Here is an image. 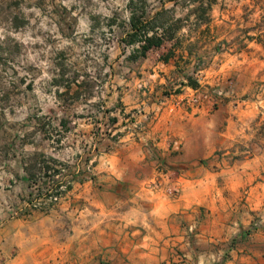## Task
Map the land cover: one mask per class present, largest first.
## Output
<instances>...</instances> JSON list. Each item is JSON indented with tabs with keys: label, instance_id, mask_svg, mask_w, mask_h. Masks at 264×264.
<instances>
[{
	"label": "crops",
	"instance_id": "1",
	"mask_svg": "<svg viewBox=\"0 0 264 264\" xmlns=\"http://www.w3.org/2000/svg\"><path fill=\"white\" fill-rule=\"evenodd\" d=\"M233 1L192 0L187 25L144 56L127 55L98 112V124L120 139L103 140L95 181L77 180L58 207L70 219L64 238L52 229L46 240V249L63 251L62 264H264V228L250 231L264 216V114L254 99L264 82V53H247L258 37L232 30L259 8L262 22L264 0ZM232 39L251 42L227 46ZM201 61L202 83H220L227 97L214 110H187L176 99ZM131 110L144 125L137 137L123 124V111ZM159 163L180 188L178 197L147 186ZM10 246L5 227L4 264H24L22 252L5 254Z\"/></svg>",
	"mask_w": 264,
	"mask_h": 264
},
{
	"label": "rangeland",
	"instance_id": "2",
	"mask_svg": "<svg viewBox=\"0 0 264 264\" xmlns=\"http://www.w3.org/2000/svg\"><path fill=\"white\" fill-rule=\"evenodd\" d=\"M191 4L192 0H0V230L7 228L9 258L22 252L24 264H62L58 254L63 251L45 247L54 236L52 229L64 238V228L70 224L58 208L66 197L45 209L25 206V212L15 216L12 211L22 207L24 200L38 198L65 175L73 173L81 180L76 171L82 162L107 149L100 144L111 137L107 127L98 124V112L103 111L112 84L119 81L115 75L124 74L128 66L132 46L121 39L131 7L147 9L149 17L162 11L161 19L175 22L189 12ZM247 15L245 24L232 30L237 37L246 32L258 37V47L237 39L227 46L249 45L247 53H264V32L259 34L264 27L262 9ZM261 83L254 99L263 115ZM213 86L224 90L220 83ZM225 97L226 92L220 101ZM62 119L67 121L65 126ZM62 168L66 171L56 177ZM262 228L264 216L255 217L250 231ZM6 258L1 250L0 264Z\"/></svg>",
	"mask_w": 264,
	"mask_h": 264
},
{
	"label": "built area",
	"instance_id": "3",
	"mask_svg": "<svg viewBox=\"0 0 264 264\" xmlns=\"http://www.w3.org/2000/svg\"><path fill=\"white\" fill-rule=\"evenodd\" d=\"M204 64L198 62L197 70L191 75V78L196 81L197 85L192 86L189 84V79L184 81L182 95L176 99V104L182 106L187 110L193 109H202L204 107H210L211 110L215 109V106L218 104L220 99L225 95V91L213 85H205L201 81V72L204 69ZM104 111V106L102 107ZM123 124L126 131L131 133L132 136L137 137L141 135V132L144 131V125L137 118L139 112L138 110H131L128 112L123 111ZM111 138H115L116 140L120 139L118 133H115L110 125H107L106 131ZM97 137L94 139L93 147L96 149L98 147ZM175 150L179 151L181 149V142L174 141L173 143ZM98 153V152H97ZM96 153V156L98 155ZM96 156L89 159L88 161L82 162L81 167L77 169L76 173L80 174V178L83 181L93 183L95 181L96 172L94 169V162L96 160ZM81 160V159H79ZM157 176L148 181L147 186L153 190L164 189L165 193L173 198L179 196L180 188L177 184L172 180V177L169 173V170L164 168L162 164H157L156 166ZM66 171V168H62L61 171L56 174V177L62 175L63 172ZM76 176L73 173L69 175H65L59 183L54 186H50L47 191L41 193L38 198H30L28 200H24V204L22 207H19L12 211V216L19 215L25 212L26 207H38V208H46L51 203H57L63 200L70 192L71 187L76 182ZM259 222H255L257 225ZM190 230L193 231L194 227L191 226Z\"/></svg>",
	"mask_w": 264,
	"mask_h": 264
},
{
	"label": "trees",
	"instance_id": "4",
	"mask_svg": "<svg viewBox=\"0 0 264 264\" xmlns=\"http://www.w3.org/2000/svg\"><path fill=\"white\" fill-rule=\"evenodd\" d=\"M131 16L127 22L128 29L122 37V42L126 46H132L129 58L134 59L137 55L144 56L151 48L160 46L164 39L171 38L177 28H179V21H183V18H178L176 21H172L169 17L161 19L162 11L156 12L154 16H148V10L141 8L140 11L136 7H131ZM206 8L201 10V18H204ZM189 84L196 86L195 80L188 78ZM62 124L65 126L67 121L62 119Z\"/></svg>",
	"mask_w": 264,
	"mask_h": 264
}]
</instances>
